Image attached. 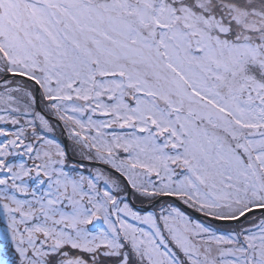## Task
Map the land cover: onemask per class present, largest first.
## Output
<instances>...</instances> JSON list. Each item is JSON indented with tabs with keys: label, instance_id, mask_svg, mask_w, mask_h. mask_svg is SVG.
<instances>
[{
	"label": "snow or ice",
	"instance_id": "1",
	"mask_svg": "<svg viewBox=\"0 0 264 264\" xmlns=\"http://www.w3.org/2000/svg\"><path fill=\"white\" fill-rule=\"evenodd\" d=\"M45 109L142 196L237 227L172 205L141 215L95 178H71L38 133L51 131ZM97 112L110 119L78 118ZM0 122V264H264V0H0ZM113 125L132 131H103ZM20 147L43 160L41 194L25 183L32 169L6 163Z\"/></svg>",
	"mask_w": 264,
	"mask_h": 264
},
{
	"label": "rangeland",
	"instance_id": "2",
	"mask_svg": "<svg viewBox=\"0 0 264 264\" xmlns=\"http://www.w3.org/2000/svg\"><path fill=\"white\" fill-rule=\"evenodd\" d=\"M126 99L128 100L129 103H132L134 105V101H131V98L130 97H128ZM105 102H108L106 98H105ZM46 112L48 114L52 115V116H55L53 113H51L47 109H46ZM89 115L92 116V119L93 120H97V121H105V122H107L110 119V117L103 116L99 112H97L95 114L84 113L83 115L78 116V118H80V119L84 120L85 122H87ZM30 118L31 117H24L23 119H30ZM48 121H49V125L51 127V131H49L48 129L40 128V129H38V133L41 134V135H43L45 140H51V141H53L54 144H58L60 146V148L62 150H64L63 143L61 142V137L57 141H56V139H54V135L57 134V132L60 130L59 127L57 126V124L54 121H51L49 119H48ZM63 124H64V126L66 128V131H67V135H68L69 142H70V147H71L72 151L74 153H76L75 155H77L80 158H87V159H89V155L94 156L95 155L94 151L92 153H89L86 149L83 152L81 151V146L79 144H77V142L74 140V138H73V136L71 134L72 126L71 125L66 126L64 122H63ZM3 126H5L3 124V122H0V127H3ZM7 127H8L9 130H12V126L11 125H8ZM76 130L77 131H80V129L78 127L76 128ZM103 131L105 133H107V134H111V133L115 132L116 134L119 135V134H127V133H130L132 131V129H129L127 127L121 129L118 125H113L111 128L103 129ZM84 134L85 135H89V134L90 135H95V130L93 129L90 132L86 130L84 132ZM9 138H11V137H9ZM4 140H5V137L3 136V139H0V142H3ZM37 147L39 148L40 145H37ZM50 150L53 152V158L55 159L56 157H55L54 154L56 152V148L53 146ZM10 151L12 152L13 157H16L17 158L16 159V162L10 163L11 165L18 166L21 163H23L26 168L32 169L33 179H32V182L30 184L26 180L28 177H25V183L29 186V188L30 189L31 188H38L40 190L38 192V194H41L43 191L47 190V188H48L47 178H45L43 176L41 177V179H44L45 180V183L42 184V185H38L36 183L35 173H34L35 172L34 165H35V161H36V159H35V153L33 154V157H32L34 160H32L27 154H24L23 147H20L18 149L13 148V149H10ZM64 152H65V150H64ZM117 155L121 159H126V157H127V154L123 153V150L122 149L118 151ZM38 160L41 163H43V160H40V159H38ZM65 160H66V156L64 157V163H65ZM89 160H93L94 162H102V161H99L97 159H89ZM62 168H63V166H62ZM87 169H91V168L89 167ZM63 170L65 172H67L68 175L71 178H73V179H79L80 176H84L86 178H95V182L97 183V188L101 192H103L106 188H108L109 190H111L113 192L114 195H115V192H118V193H120L121 195H124V196H127V194H128V186L125 184V182L123 181V179L120 178L119 176H117L116 173H112V172H110L107 169H104V168H101V167H97L96 166L95 169H93L92 171L89 170L88 173L83 172L81 170L76 171V172L73 170L72 172H69L65 168H63ZM0 171H1L0 172L1 173L0 176H2L3 175V172H2L3 170H0ZM179 171H180V169L177 168V172H179ZM98 173L103 174L105 176V178H110L111 180H116L118 186L117 185H113L110 182L109 183H105V180H102V179H99L98 178V175H97ZM85 190L87 191V184H86V182H85ZM134 192H136V190L131 187V194H133ZM20 198H22V199L23 198L30 199L31 197H23V196H21ZM141 199H144L146 201V203H147L150 200L154 199V197H145V196H142ZM118 200H119V198H118ZM123 204L120 203V206L123 207ZM85 205L87 207H91L90 205H87L86 199H85ZM60 207L64 211H71V208L67 207V201H65L64 205H61ZM147 213H153L154 215H156V213L153 212L152 209H150L148 212H146L144 214H147ZM125 218L128 219V221L130 223L136 224L138 227L144 228L145 230H151L150 229V226L145 225V224H143L140 221H133L130 218H127V217H125ZM93 222H94V226H95V224H98V226L96 227V229H94V227L90 226V229H89L90 232L96 233L101 228H106L107 227L105 224H101V221L94 220ZM194 222H198V221H194ZM159 224H160V226H161V228L163 230V222L162 221L161 222L159 221ZM244 226H248V225L245 223ZM6 227H7V221H6L5 215L3 213V210L0 209V234H3L5 232ZM218 234H220V233H218ZM169 246L170 247H173V246H171V244ZM173 250L176 251L175 248H173ZM76 254H79V253H76ZM105 264H115V261L114 260H110V259H105Z\"/></svg>",
	"mask_w": 264,
	"mask_h": 264
},
{
	"label": "water",
	"instance_id": "3",
	"mask_svg": "<svg viewBox=\"0 0 264 264\" xmlns=\"http://www.w3.org/2000/svg\"><path fill=\"white\" fill-rule=\"evenodd\" d=\"M36 95H37V97L39 98V96H40V92H39V90H37ZM38 109H39V110L41 109V108H40V105H39ZM64 141H65V143L67 142V138H66V137H64ZM87 162H89V163H93V164H97V165H103V166L107 167L108 169H110L111 171H113L114 173H116V174H118L119 176H121L122 178H124L125 181L127 182V179H126L121 173H119L118 171H116L115 169H113V168H111V167H109V166H106V165H104V164H102V163H99V162H93V161H91V162H90V161H87ZM127 183H128V182H127ZM128 185H129V183H128ZM130 192H131V187H130V185H129V198H130V200L132 201V199H131V197H130ZM164 198H172V199L176 200L177 202H179L184 208H186L187 210L191 211L194 215H196V216H198V217H205L203 214H201L200 212H197V211L193 210L192 208L188 207L187 205L183 204L181 201H179V200H178L177 198H175V197L161 196V197L157 198L156 200L150 202V203L147 204V205H143V206H137V205H135V204H134V205H135L138 209H141V210L146 211V210L150 209V207H152L153 205L157 204L160 200H162V199H164ZM255 213H259V212L256 211V212H254L253 214H255ZM206 218H207V217H206ZM208 219L211 220L210 218H208ZM211 221H212V222H215V223H219V224L235 223V222H222V221H215V220H211Z\"/></svg>",
	"mask_w": 264,
	"mask_h": 264
},
{
	"label": "trees",
	"instance_id": "4",
	"mask_svg": "<svg viewBox=\"0 0 264 264\" xmlns=\"http://www.w3.org/2000/svg\"><path fill=\"white\" fill-rule=\"evenodd\" d=\"M41 106L42 107H44L43 106V104H41ZM37 110V109H36ZM46 110V109H45ZM134 194V198H135V200L137 201V202H146L144 199H141L142 198V195L141 194H139V193H137V192H134L133 193ZM154 198H156V197H154ZM165 204H166V206L168 205H173V206H175V207H178V208H180L181 209V211H183L188 217H190L191 218V220L192 221H198V222H203V223H205V224H210L211 225V227L214 229V230H216L217 228H219L220 230H221V232H227V231H230V230H232V229H234V228H236L237 227V225L236 224H228V225H226V224H214V223H211L210 221H208V220H206V219H199V218H196V217H194V216H192V214H190L189 212H187L186 210H184L183 208H181L178 204H176V202H174L173 200H164L163 201ZM129 206H130V208H132V205L131 204H129ZM167 206V207H168ZM259 216L260 215H256V218H257V220H256V222L258 223V218H259ZM244 223V222H243ZM165 234V236H167V233L165 232L164 233ZM172 246V245H171ZM174 248V247H173ZM179 254V253H178ZM182 258V257H181Z\"/></svg>",
	"mask_w": 264,
	"mask_h": 264
},
{
	"label": "flooded vegetation",
	"instance_id": "5",
	"mask_svg": "<svg viewBox=\"0 0 264 264\" xmlns=\"http://www.w3.org/2000/svg\"><path fill=\"white\" fill-rule=\"evenodd\" d=\"M74 156H75V154H74ZM76 158H80V157H78L77 155L75 156ZM70 164H71V167L72 168H75L77 165L76 164H72V162H70Z\"/></svg>",
	"mask_w": 264,
	"mask_h": 264
}]
</instances>
